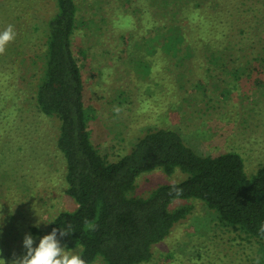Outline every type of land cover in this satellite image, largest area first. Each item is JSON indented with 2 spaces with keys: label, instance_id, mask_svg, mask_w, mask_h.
Wrapping results in <instances>:
<instances>
[{
  "label": "rangeland",
  "instance_id": "1",
  "mask_svg": "<svg viewBox=\"0 0 264 264\" xmlns=\"http://www.w3.org/2000/svg\"><path fill=\"white\" fill-rule=\"evenodd\" d=\"M245 2L237 5L251 21L241 27L255 26L245 36L258 37L264 2ZM76 4L79 23L73 49L92 117L91 139L108 160L129 152L147 129L170 127L202 153L238 152L248 175L264 165L262 73L240 79L215 70L198 50L195 58L170 60L157 33L165 21L146 0ZM56 7V0H0V31L11 24L15 32L0 54V264H12L26 254V234L37 247L50 234L51 220L77 207L67 194L65 160L57 148L61 121L41 113L36 103L46 59V25ZM185 177L179 170L167 174L155 169L138 176L132 194L147 197L160 184ZM182 206L190 213L142 264H263L264 240L222 226L215 211L199 199H177L169 208ZM57 241L74 254L81 251V246L67 249Z\"/></svg>",
  "mask_w": 264,
  "mask_h": 264
},
{
  "label": "trees",
  "instance_id": "2",
  "mask_svg": "<svg viewBox=\"0 0 264 264\" xmlns=\"http://www.w3.org/2000/svg\"><path fill=\"white\" fill-rule=\"evenodd\" d=\"M146 1L165 21L163 29L157 31L156 26L155 32L163 36L161 48L170 60L195 58L198 50L215 70L240 79L255 72L264 75V23H260L261 35L245 36L255 27H241L251 21L242 17L237 5L245 0ZM56 6L46 25V59L36 103L41 113L61 121L57 148L65 160L67 194L77 207L53 218L50 233L71 224L70 235L61 237L58 231L56 238L67 249L81 246L78 255L86 264L98 259L103 264H142L152 259L153 247L190 213L187 206L171 210L173 201L195 198L215 211L222 226L263 241L264 165L248 175L238 152L202 153L170 127L147 129L117 160L99 152L91 139L92 117L73 49L79 23L76 0H56ZM148 49L152 50L151 44ZM155 169L167 174L179 170L186 177L160 184L147 197L133 195L138 176ZM85 220L94 229L86 227ZM261 251L264 264V246Z\"/></svg>",
  "mask_w": 264,
  "mask_h": 264
},
{
  "label": "clouds",
  "instance_id": "3",
  "mask_svg": "<svg viewBox=\"0 0 264 264\" xmlns=\"http://www.w3.org/2000/svg\"><path fill=\"white\" fill-rule=\"evenodd\" d=\"M15 37L14 26L9 24L3 31H0V54H3L5 46ZM121 111L119 107L114 109L117 114ZM85 226L93 228L88 220L84 221ZM72 225L68 224L67 228H54L50 234L44 235L39 239L37 247H33L34 240L30 234H26L23 240L26 254L23 257L15 258L12 264H86V261L78 254L62 248L56 239L59 231L61 237L70 235ZM260 232L264 234V224L260 227Z\"/></svg>",
  "mask_w": 264,
  "mask_h": 264
}]
</instances>
